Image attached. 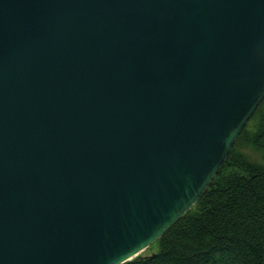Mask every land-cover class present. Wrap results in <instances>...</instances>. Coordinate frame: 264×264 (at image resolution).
<instances>
[{"label":"water","instance_id":"95a60500","mask_svg":"<svg viewBox=\"0 0 264 264\" xmlns=\"http://www.w3.org/2000/svg\"><path fill=\"white\" fill-rule=\"evenodd\" d=\"M263 98L264 0H0V264L140 255Z\"/></svg>","mask_w":264,"mask_h":264},{"label":"trees","instance_id":"16d2710c","mask_svg":"<svg viewBox=\"0 0 264 264\" xmlns=\"http://www.w3.org/2000/svg\"><path fill=\"white\" fill-rule=\"evenodd\" d=\"M143 251L121 264H264V98L203 194Z\"/></svg>","mask_w":264,"mask_h":264},{"label":"rangeland","instance_id":"374dc122","mask_svg":"<svg viewBox=\"0 0 264 264\" xmlns=\"http://www.w3.org/2000/svg\"><path fill=\"white\" fill-rule=\"evenodd\" d=\"M244 151H247V152H251L254 156H256V157H258V154L254 151V150H252L250 147H244ZM149 250L147 249L145 252H148ZM144 252V251H143Z\"/></svg>","mask_w":264,"mask_h":264}]
</instances>
